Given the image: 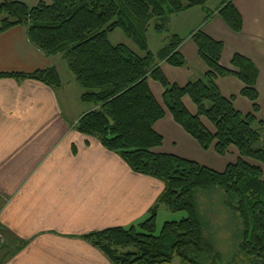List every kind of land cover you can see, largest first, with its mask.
<instances>
[{
	"label": "trees",
	"instance_id": "1",
	"mask_svg": "<svg viewBox=\"0 0 264 264\" xmlns=\"http://www.w3.org/2000/svg\"><path fill=\"white\" fill-rule=\"evenodd\" d=\"M208 0H52L29 6L22 1H0V33L23 25L29 40L47 55L62 53L83 88L81 100L95 108L83 114L76 129L94 136L117 153L130 168L164 183V190L145 220L130 226L91 231L83 238L100 248L113 264H219L223 255L205 236L206 222L196 201L198 190L219 188L225 205L239 218L238 246L254 264H264V170L249 159L264 164L262 139L264 121L257 117L260 94L259 69L242 54L232 58L233 68L222 65L225 44L202 28L192 34L200 57L209 70L185 85L171 82L159 61L185 66L180 51L184 37L172 35L154 53L147 30L157 18L155 30H167L169 17ZM218 12L236 32L243 18L232 0ZM121 28L138 45L139 54L126 44H113L109 34ZM234 75L245 87L241 94L253 102L244 113L226 97L217 79ZM36 79L57 88L61 79L55 66L31 73L0 72V78ZM149 78L164 88V106L153 93ZM189 96L198 112L192 114L183 98ZM168 110L175 121L192 135L204 150L221 156L236 147L239 157L223 171L176 154L156 152L164 138L154 126ZM201 117L214 126L210 130ZM185 211L179 221H166L157 233L159 206ZM132 247L129 250H123ZM236 255V254H235Z\"/></svg>",
	"mask_w": 264,
	"mask_h": 264
},
{
	"label": "crops",
	"instance_id": "2",
	"mask_svg": "<svg viewBox=\"0 0 264 264\" xmlns=\"http://www.w3.org/2000/svg\"><path fill=\"white\" fill-rule=\"evenodd\" d=\"M16 1L35 6L52 0ZM209 1L172 14L167 30L158 32L165 36L162 47L174 34L184 37L180 51L187 65L173 66L167 61H159V65L179 85L201 78L209 68L191 36L202 28L224 42L223 66L233 68L235 54L256 64L257 117L264 121V0H232L243 18L240 32L218 12L225 0L217 7H210ZM52 66L61 79L57 88L31 78H0V235L8 245L0 264H113L83 235L145 220L164 184L133 171L98 138L76 129L79 118L93 108L78 112L72 91L80 86L82 95L83 88L68 73L70 67L62 53L47 55L29 40L23 25L0 33V72L31 73ZM217 83L226 97H234L239 110H253V102L241 94L245 84L238 77H219ZM149 84L164 106L163 86L152 78ZM183 101L196 115L192 99L185 96ZM201 120L214 131L205 117ZM154 128L164 138L156 152L176 154L219 171L231 162L213 149L204 150L168 110Z\"/></svg>",
	"mask_w": 264,
	"mask_h": 264
},
{
	"label": "rangeland",
	"instance_id": "3",
	"mask_svg": "<svg viewBox=\"0 0 264 264\" xmlns=\"http://www.w3.org/2000/svg\"><path fill=\"white\" fill-rule=\"evenodd\" d=\"M221 2L222 0H210L209 6L217 7ZM157 21V18L153 19L146 32L150 42L149 48L151 46V48L156 51V53L162 47V39L165 38V36H160L154 28ZM109 39L113 44H126L137 53L144 54V51L138 45H136L121 28H117L112 31L109 34ZM66 61L68 60L66 59ZM67 69L68 73H70L71 75L74 74L71 68L67 67ZM78 87V89L72 91V98H74L73 102L77 105L78 112L81 114L82 112H84V110H87L89 108L94 109V104L86 103L81 100V87ZM262 115L264 116V113H262ZM262 135L263 136L259 145L264 147V128L262 130ZM211 149L214 150V148ZM238 157L239 152L237 148L232 146L229 150V153L226 154V157L224 158L226 159V161L229 160L231 162H236ZM249 161L260 165L264 170L263 163L251 159H249ZM223 195L224 193L219 188H213L210 190H198L196 192L197 205L203 217V220L206 222L205 236L214 244L216 250H218L223 255V262H219V264H254L252 260L245 257L244 253L239 250L237 239V231L240 224L239 218L234 210L228 208L225 205L223 201ZM186 216L187 213L185 211L174 212L171 211L165 204H162V208L159 210L157 216V233L161 231L166 221H179ZM0 232H2L1 229ZM7 246L8 245H6L4 236L0 235V259L4 258L5 254L7 253ZM129 249H132V247H128L123 250ZM172 264H183V262L180 258H175Z\"/></svg>",
	"mask_w": 264,
	"mask_h": 264
}]
</instances>
